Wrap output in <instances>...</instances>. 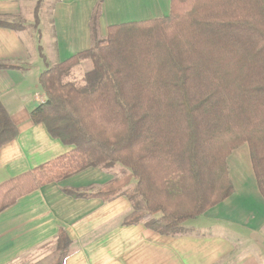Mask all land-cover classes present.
<instances>
[{"label": "trees", "instance_id": "obj_1", "mask_svg": "<svg viewBox=\"0 0 264 264\" xmlns=\"http://www.w3.org/2000/svg\"><path fill=\"white\" fill-rule=\"evenodd\" d=\"M169 6L162 18L111 25L102 39L96 11L91 47L39 75L45 101L31 120L72 149L2 183L0 213L85 169L118 168L119 177L95 193H65L124 194L134 210L125 224L183 235V223L233 194L226 158L242 144L264 200V0H170ZM0 27L22 28L1 20ZM79 61L91 62L80 78ZM4 108L0 103V148L17 133ZM70 243L60 229L54 264L63 263Z\"/></svg>", "mask_w": 264, "mask_h": 264}, {"label": "crops", "instance_id": "obj_2", "mask_svg": "<svg viewBox=\"0 0 264 264\" xmlns=\"http://www.w3.org/2000/svg\"><path fill=\"white\" fill-rule=\"evenodd\" d=\"M169 5L170 0H0L1 21L24 22L21 30L0 27V63L12 66L0 69V103L17 132L0 148V185L72 149L30 114L45 101L38 84L45 68L91 47L95 12L102 39L111 25L167 16ZM226 164L233 194L183 223L187 233L178 236L125 224L134 210L124 194L77 199L65 193H95L119 177L118 168H88L39 187L0 213V264H38L40 256H34L55 245L60 229L71 242L62 264H264V200L247 147Z\"/></svg>", "mask_w": 264, "mask_h": 264}, {"label": "rangeland", "instance_id": "obj_3", "mask_svg": "<svg viewBox=\"0 0 264 264\" xmlns=\"http://www.w3.org/2000/svg\"><path fill=\"white\" fill-rule=\"evenodd\" d=\"M12 23H15L16 25L17 24L22 25L24 22L23 21H13ZM32 26L33 27L36 26L34 24V21H33ZM77 64L78 65L74 68V72H75V75L80 78L84 73L89 71V69L91 67V62L90 61H79V63H77ZM243 146H246L248 149L247 144L240 145L239 147H237L236 149L231 151L230 155H228L226 158V162H227V159L233 154L234 151L238 150L239 148H242ZM39 256H40V259H39L38 264H54V263H56L57 262L56 260L58 258V254L55 251V245H47V246L43 247L41 249V251L39 252V254H36L34 256V258L36 259Z\"/></svg>", "mask_w": 264, "mask_h": 264}]
</instances>
